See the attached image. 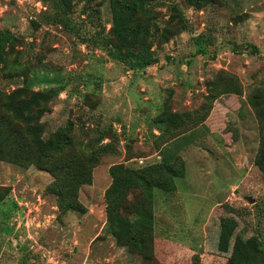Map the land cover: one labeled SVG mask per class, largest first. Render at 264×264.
<instances>
[{
	"label": "rangeland",
	"instance_id": "obj_1",
	"mask_svg": "<svg viewBox=\"0 0 264 264\" xmlns=\"http://www.w3.org/2000/svg\"><path fill=\"white\" fill-rule=\"evenodd\" d=\"M196 4L148 7L158 61L132 70L92 42L112 38L106 0H72L70 30L51 21L44 0H0V87L41 90L50 86L45 78L63 87L40 118L41 136L69 125L75 146L95 149L108 142L107 135L96 141L100 132L115 135L114 152L98 155L91 183L78 191L83 213L59 211L46 171L0 160V264H224L264 252V175L254 164L257 110L264 116V0ZM220 75L232 76L241 95L216 93L207 111L209 82ZM253 95L263 98L256 110ZM167 107L200 120L157 136L151 120ZM161 152L183 162L175 190L154 189L151 197L143 187L121 196L125 222L152 214V252L117 246L105 223L108 168H139Z\"/></svg>",
	"mask_w": 264,
	"mask_h": 264
},
{
	"label": "trees",
	"instance_id": "obj_2",
	"mask_svg": "<svg viewBox=\"0 0 264 264\" xmlns=\"http://www.w3.org/2000/svg\"><path fill=\"white\" fill-rule=\"evenodd\" d=\"M44 1L53 10L51 21L70 30L67 25L72 10V0ZM106 1L111 11L109 31L112 38L104 34H99V37L94 36L92 42L95 46L104 50L109 58L122 62L132 70L145 69L156 63L158 56L150 48L151 43L148 40L149 36L155 35L156 29L149 18L145 17L148 7L156 0ZM189 1L193 5H197L198 2V0ZM163 35L161 37L164 39L169 37ZM80 41L87 44L89 40L84 37ZM252 49L257 50L256 46H252ZM3 51L0 44L2 54ZM221 75L209 82L210 94L206 95V99L210 102H207V111L216 93L241 95L239 84L235 79L232 76L221 79ZM42 82L50 86L41 90H32L31 86L25 83L10 91L0 87V160H7L23 167L34 165L37 169L46 171L52 176L50 188L58 195L59 211L83 213L86 209L77 199L78 191L82 185L91 183L92 169L98 163V155L114 152L112 143L115 135L110 130L100 132L96 141L102 140L107 135L108 142L100 144L95 149L90 143L87 144L89 148L79 144L75 146L69 125L60 127L43 138L40 118L47 109L48 102L57 96L63 87L60 81L53 78H45ZM172 93V90L168 89V101ZM262 99L260 95L250 96L249 104L256 110ZM192 113L169 111L167 107V110L157 113L151 123L159 131L157 136H164L182 130L186 124L199 121L200 119L192 117ZM257 118L259 144L254 164L264 175V116L258 110ZM159 158V161L139 168L128 167L123 163H115L108 168L111 181L104 191L105 223L106 231L114 237L117 246H129L137 251L152 252V214H136L131 222H125L120 216L121 196L125 191L143 187L151 197L154 189L164 192L174 191L176 179L182 177L185 172L183 162L176 156L164 152L160 153ZM143 257L144 261L150 263V258ZM224 264H264V252L243 260L227 257Z\"/></svg>",
	"mask_w": 264,
	"mask_h": 264
},
{
	"label": "crops",
	"instance_id": "obj_3",
	"mask_svg": "<svg viewBox=\"0 0 264 264\" xmlns=\"http://www.w3.org/2000/svg\"><path fill=\"white\" fill-rule=\"evenodd\" d=\"M175 85H176V84H175ZM162 89H163V88H162ZM162 89H160V95L162 94V93H161V90H162ZM173 94H174V93H173ZM168 96H169L168 94H167V96L165 95V98H167ZM170 96H171V95H170ZM153 133H154V130H153ZM155 155H156V154H155ZM158 155H160V154H158Z\"/></svg>",
	"mask_w": 264,
	"mask_h": 264
},
{
	"label": "water",
	"instance_id": "obj_4",
	"mask_svg": "<svg viewBox=\"0 0 264 264\" xmlns=\"http://www.w3.org/2000/svg\"><path fill=\"white\" fill-rule=\"evenodd\" d=\"M248 200H249V201H252V199H251V198H248Z\"/></svg>",
	"mask_w": 264,
	"mask_h": 264
},
{
	"label": "built area",
	"instance_id": "obj_5",
	"mask_svg": "<svg viewBox=\"0 0 264 264\" xmlns=\"http://www.w3.org/2000/svg\"><path fill=\"white\" fill-rule=\"evenodd\" d=\"M140 161V160H139ZM141 162V161H140Z\"/></svg>",
	"mask_w": 264,
	"mask_h": 264
}]
</instances>
